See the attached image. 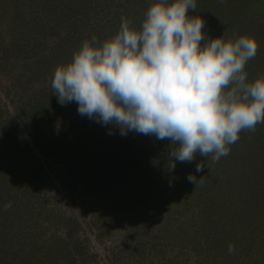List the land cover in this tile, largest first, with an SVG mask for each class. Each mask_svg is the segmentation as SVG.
<instances>
[{
  "label": "rangeland",
  "instance_id": "obj_1",
  "mask_svg": "<svg viewBox=\"0 0 264 264\" xmlns=\"http://www.w3.org/2000/svg\"><path fill=\"white\" fill-rule=\"evenodd\" d=\"M155 2L0 0V264H264V123L172 168L170 140L122 136L52 92L85 40L122 17L140 30ZM195 3L209 38L256 39L246 82L264 77V0Z\"/></svg>",
  "mask_w": 264,
  "mask_h": 264
},
{
  "label": "clouds",
  "instance_id": "obj_2",
  "mask_svg": "<svg viewBox=\"0 0 264 264\" xmlns=\"http://www.w3.org/2000/svg\"><path fill=\"white\" fill-rule=\"evenodd\" d=\"M190 9L195 0H157L140 30L122 17L117 34L102 44L95 36L85 40L54 72L58 102H76L81 116L112 124L122 136L170 140L177 146L169 153L172 168L197 154L227 156L242 130L264 123V77L246 82L245 71L258 43L248 35L209 38L205 20L189 16ZM187 179L196 184L194 175Z\"/></svg>",
  "mask_w": 264,
  "mask_h": 264
}]
</instances>
